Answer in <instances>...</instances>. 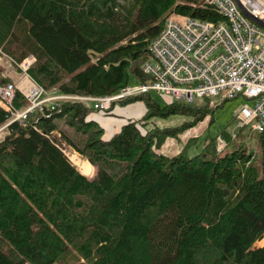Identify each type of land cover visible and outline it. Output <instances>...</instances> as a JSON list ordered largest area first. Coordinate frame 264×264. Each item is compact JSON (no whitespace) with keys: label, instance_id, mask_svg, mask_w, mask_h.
Masks as SVG:
<instances>
[{"label":"trees","instance_id":"1","mask_svg":"<svg viewBox=\"0 0 264 264\" xmlns=\"http://www.w3.org/2000/svg\"><path fill=\"white\" fill-rule=\"evenodd\" d=\"M170 12L222 19L204 0H0V56L14 65L32 57L26 75L46 91L113 95L146 81L141 66ZM139 98L147 115L109 138L75 100L6 126L0 264H264V132H253L260 158L242 145L217 150L212 139L191 155L167 156L157 151L165 138L213 108L196 103L208 99ZM26 106L16 91L13 109ZM173 114L187 122L151 119ZM8 117L0 107V127ZM63 145L95 168L92 177Z\"/></svg>","mask_w":264,"mask_h":264},{"label":"built area","instance_id":"2","mask_svg":"<svg viewBox=\"0 0 264 264\" xmlns=\"http://www.w3.org/2000/svg\"><path fill=\"white\" fill-rule=\"evenodd\" d=\"M204 1L222 19L212 22L170 12L150 43V59L141 66L145 82L128 84L113 95L101 97L46 91L27 75L19 84L0 86V107L9 113L8 122L0 127V138L10 123L22 124L28 114L43 107L54 110L61 101L75 100L92 110L106 112L115 102L149 92L188 103L202 97L224 101L241 95L252 104L240 109L236 129L250 127L254 132H263L264 27L254 20L264 24V0ZM33 61L31 57L21 63L25 74ZM16 91L27 101L22 110L12 107Z\"/></svg>","mask_w":264,"mask_h":264},{"label":"rangeland","instance_id":"3","mask_svg":"<svg viewBox=\"0 0 264 264\" xmlns=\"http://www.w3.org/2000/svg\"><path fill=\"white\" fill-rule=\"evenodd\" d=\"M20 66L21 64L14 65L8 58L0 56V86L7 83L19 84L26 77V74L22 71ZM3 81H5V83H2ZM132 81L133 78H130V82ZM148 94L150 95V100L159 105L175 100L170 96L158 94L156 92H149ZM196 103L201 109L208 108L210 110L213 108L212 112L194 125L185 127L176 132V136H167L157 150L158 152L167 156H173L181 150H185L188 155H191L201 150L205 143L212 139L215 140L216 143L222 142L225 144V151L227 152L242 145L251 151L256 158H260V147L256 141V133H253L254 131L250 127L244 129H236L235 127L237 114L243 106L252 104L250 100H246L239 95L230 100L220 101L218 98H209L206 103L200 100H197ZM144 115H147V105L145 101L139 97L125 100L124 103L115 102L108 112L93 110H89L88 112V118L97 122L103 129L104 137L112 136V134L117 133L120 127L125 123L137 122L141 120ZM183 117L184 115L181 114H173L166 117L153 115L151 119L160 127H171L187 122L186 119L183 120ZM147 121L149 122V118ZM56 122L61 130L71 134L70 128L65 125L63 119L56 120ZM63 146L66 156L70 157L72 154H77L69 146ZM223 148L218 146L217 150ZM76 156L82 162L86 161L78 154ZM94 169L92 167L91 173L88 175L89 177H92L94 174Z\"/></svg>","mask_w":264,"mask_h":264},{"label":"bare ground","instance_id":"4","mask_svg":"<svg viewBox=\"0 0 264 264\" xmlns=\"http://www.w3.org/2000/svg\"><path fill=\"white\" fill-rule=\"evenodd\" d=\"M201 99H209L207 97H202ZM9 118V117H8ZM8 120V119H7ZM264 132V131H263ZM260 132V133H263ZM3 139V138H2ZM68 160L77 167V169L81 172V174L83 175H89L91 172V165L88 162H82L77 156L76 154H72L70 157H68Z\"/></svg>","mask_w":264,"mask_h":264},{"label":"water","instance_id":"5","mask_svg":"<svg viewBox=\"0 0 264 264\" xmlns=\"http://www.w3.org/2000/svg\"><path fill=\"white\" fill-rule=\"evenodd\" d=\"M254 20V19H253ZM257 24H259L260 26L264 27V24H262V22L254 20ZM81 173V172H80ZM83 175V174H82Z\"/></svg>","mask_w":264,"mask_h":264},{"label":"crops","instance_id":"6","mask_svg":"<svg viewBox=\"0 0 264 264\" xmlns=\"http://www.w3.org/2000/svg\"><path fill=\"white\" fill-rule=\"evenodd\" d=\"M113 135V134H112ZM110 136H108V137H105V138H109ZM86 162V161H85ZM92 166V165H91ZM94 169V168H93ZM86 176V175H85ZM88 176V175H87Z\"/></svg>","mask_w":264,"mask_h":264}]
</instances>
